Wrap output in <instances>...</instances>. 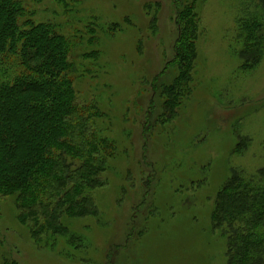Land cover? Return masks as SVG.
Listing matches in <instances>:
<instances>
[{"label": "rangeland", "instance_id": "rangeland-1", "mask_svg": "<svg viewBox=\"0 0 264 264\" xmlns=\"http://www.w3.org/2000/svg\"><path fill=\"white\" fill-rule=\"evenodd\" d=\"M20 1L71 40L78 100L100 112L115 151L93 191L98 213L65 216L67 233L37 238L4 197L0 264H228L216 198L236 169L264 168V55L243 65L242 0Z\"/></svg>", "mask_w": 264, "mask_h": 264}, {"label": "trees", "instance_id": "trees-1", "mask_svg": "<svg viewBox=\"0 0 264 264\" xmlns=\"http://www.w3.org/2000/svg\"><path fill=\"white\" fill-rule=\"evenodd\" d=\"M241 7L239 55L251 68L264 55V0H242ZM191 10L185 3L179 15L193 42ZM31 16L20 0H0V207L15 194L20 220L42 239L67 233L65 216L98 213L93 191L105 182L115 146L99 137L100 112L78 100L71 40L55 23ZM185 47L190 57L192 45ZM247 146L243 141L237 150ZM213 212L215 228L227 237L228 264H264V168L252 175L236 169Z\"/></svg>", "mask_w": 264, "mask_h": 264}]
</instances>
